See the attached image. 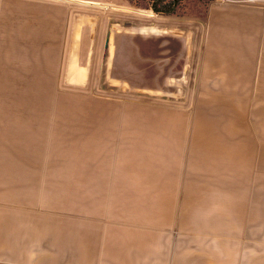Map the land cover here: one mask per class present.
<instances>
[{"label":"crops","instance_id":"crops-1","mask_svg":"<svg viewBox=\"0 0 264 264\" xmlns=\"http://www.w3.org/2000/svg\"><path fill=\"white\" fill-rule=\"evenodd\" d=\"M125 3L0 0V264H264V0L209 7L221 91L263 94L262 131L204 136V164L174 106L60 100L80 13Z\"/></svg>","mask_w":264,"mask_h":264},{"label":"rangeland","instance_id":"rangeland-1","mask_svg":"<svg viewBox=\"0 0 264 264\" xmlns=\"http://www.w3.org/2000/svg\"><path fill=\"white\" fill-rule=\"evenodd\" d=\"M216 1L127 0L80 13L86 22L78 53L70 54L77 60L68 61L64 78L76 92L60 100H110L121 117H163L174 106L177 119L183 115L176 110L185 111L192 117V163H211L204 136L262 131L263 94L221 91L230 89L229 78L207 51L206 16Z\"/></svg>","mask_w":264,"mask_h":264}]
</instances>
